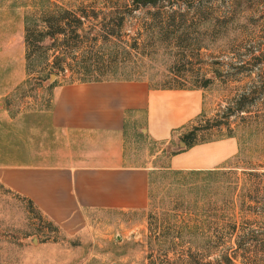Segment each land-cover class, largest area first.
I'll return each mask as SVG.
<instances>
[{
  "label": "rangeland",
  "instance_id": "374dc122",
  "mask_svg": "<svg viewBox=\"0 0 264 264\" xmlns=\"http://www.w3.org/2000/svg\"><path fill=\"white\" fill-rule=\"evenodd\" d=\"M124 1L131 0H0L3 25L15 29L28 23L35 40L28 59L34 72L7 100L13 121L12 142L26 147L32 161L54 164L76 165L113 148L115 141L108 138L78 136L66 141L48 123L55 88L49 84L67 82L70 76L69 69L58 75L51 71L55 56H63L65 63L72 64L94 42L92 51L96 50L99 42L93 36L104 19H111L109 28L114 34L108 38L109 49L130 45L133 38L138 49L132 50L127 65L112 68L108 77L142 79L157 88H190L210 79L201 88L202 113L185 125L177 138L195 126L201 128L197 137L209 141L231 133L239 150L226 169L236 174L173 169L169 159L176 140L155 143L134 128L123 135L122 147L133 164L150 167L147 205L129 211L92 210L77 229L68 231L45 219L17 194L0 187V264H147L149 248L157 242L155 235L162 239L167 228L181 223L185 209L200 213L203 205L209 208L207 219L197 212L190 223L202 226L208 221L213 231L197 234L195 239L210 238L220 245L200 264H227L224 254L232 256L233 264H244L234 255L237 242L251 239L263 247L256 261L264 264V175L254 179L255 188L245 192L241 188L247 181L243 171L256 169L264 174V0H167L166 4H174L172 9L184 13L185 22L175 14L160 42L158 30L166 25L171 8L166 6L160 15L152 7L124 14L114 10ZM54 4L72 9L59 23H65L66 29L77 27L81 34L78 39L68 34L63 42V36L57 35L53 44L42 36L46 24L40 20L45 16L41 11ZM121 16L122 23L116 24L114 19ZM145 27L155 42L143 48L140 34ZM178 35L180 42L175 40ZM243 101L249 112L238 110ZM233 224L237 229L231 232L228 226ZM32 237L37 241L32 242ZM156 254L153 250L152 256ZM180 254L170 251L167 259L180 264Z\"/></svg>",
  "mask_w": 264,
  "mask_h": 264
},
{
  "label": "crops",
  "instance_id": "0c3cea01",
  "mask_svg": "<svg viewBox=\"0 0 264 264\" xmlns=\"http://www.w3.org/2000/svg\"><path fill=\"white\" fill-rule=\"evenodd\" d=\"M24 33V23L14 29L0 20V187L68 231L77 229L92 210L144 208L150 167L128 159L123 135L137 128L153 142L168 144L202 113V89L157 88L142 79L60 83L54 88L49 125L66 141L108 138L115 145L76 165L34 162L26 147L10 138L7 101L31 76ZM238 150L237 139L228 136L185 147L171 155L169 164L185 170L223 168Z\"/></svg>",
  "mask_w": 264,
  "mask_h": 264
},
{
  "label": "trees",
  "instance_id": "16d2710c",
  "mask_svg": "<svg viewBox=\"0 0 264 264\" xmlns=\"http://www.w3.org/2000/svg\"><path fill=\"white\" fill-rule=\"evenodd\" d=\"M167 0H131V1H124L121 4L115 5L114 10H122V14H124V11L131 12L136 9L143 8H154L156 9V13L160 15L162 12H164L165 7L169 6L170 9V18H168V21L166 22L165 26L160 27V30H158V40L159 42L162 41V39H165V34H167V31L164 29H168L169 26H172V21L174 20V15L178 14L179 17H181V23L185 22L184 20V13L180 12L179 10L172 9L174 4L168 3L166 4ZM52 5V4H51ZM188 7V6H187ZM82 8V7H79ZM78 8V9H79ZM93 8V7H92ZM84 10V8H82ZM42 14L45 16H41V19L45 24V30L42 33V36L44 38H48L52 40L54 44V40L56 39L57 35L63 36V42L66 40V36L68 34H71L72 39H78V37L81 36V34L78 31L77 27H71L69 29H66L63 24L65 23H59L62 22L63 19H67L66 14H69L72 11V9L67 8H60L58 5L54 4L52 8L50 9H44L41 11ZM82 12V11H81ZM168 12V11H165ZM85 15L83 14V17ZM81 17L77 18L78 23H81ZM109 19L107 22L104 19L100 25L99 31L93 36L94 41L99 42V45H97V49L92 51L93 46H96V43L94 42L90 46V50L83 53L82 58L80 60L75 61L74 63H65V59L63 56L57 55L54 58V61L51 64V71L58 75L60 72H64L67 69L70 70V76L69 80L67 82H88V81H102V80H135L137 78H120V77H108L107 74H109L112 70L120 68L121 66L127 65L126 63L130 61L132 50L135 48L138 49V44L136 43V39L133 38V42L130 45L127 46H121L118 50L113 51L109 49L108 45L110 39L114 32L110 30L109 25L110 21ZM116 24H120L123 21V17H119L114 19ZM67 25V24H66ZM68 26V25H67ZM179 27V25H177ZM175 30H178V28H175ZM24 40H25V46H26V53H25V60H26V69L27 74L32 75L34 72V69L31 67L30 63L28 62L29 59V50L32 49V45H34L35 40L32 38V29L30 28L28 23H25L24 26ZM175 32V31H174ZM141 37H143V48H145L147 45H151V43H154L155 40H152L150 35H148L147 27H145L143 33L140 34ZM179 39V40H178ZM61 40V41H62ZM175 40H178L180 42V35H178ZM62 43V42H61ZM107 57V58H106ZM120 57V58H119ZM210 82V79H204L203 83L197 84L193 83L192 87L190 88H204L208 85ZM57 81H53L49 84V87L56 86ZM163 88H172V87H163ZM175 88H183L182 86H176ZM245 101V100H244ZM241 102L240 106L238 107V110L240 112H249V108L247 107L245 102ZM253 102V101H251ZM255 102V101H254ZM196 119V118H195ZM195 119L193 121H195ZM193 121L189 122L188 124H191ZM200 127H193L192 129L186 131L181 137V139L185 142L186 147H191L198 143L207 142L209 140L205 138H198L197 133L200 131ZM229 136H233L231 133ZM178 151H171V154H175ZM228 167V166H226ZM226 167L218 168V169H206V170H191V171H201L206 172L209 175L213 174H236V172H231L232 169H229ZM234 171V170H233ZM244 179L247 180L246 183L242 185V190L245 192L246 189H253L255 188V180L254 179H260V176L264 175L263 173H260L256 169H251L248 171H243ZM248 184V188H247ZM251 192V191H250ZM209 208L208 206H202L199 211L196 209H185L183 211V217L181 220V223L178 225H174V227L167 228L163 232V238L160 239L155 235V239H157V242L155 244H152L149 248L150 251L147 254L148 262L147 264H172L167 259V254L170 251H173L175 253H181L180 264H200L203 259L208 258L210 256H213L215 253V249L220 245L218 241H214L213 239H206L203 240H196L195 236L197 234L202 235H208L211 234V231H213V227L209 225L208 221H205L204 225L197 226L192 225L190 223L191 216H196L197 212L199 214H203L205 219H207ZM231 229L235 230L237 229L236 224H233L231 227L228 226V230ZM229 232V231H227ZM254 235V234H253ZM160 236V237H161ZM207 238V237H206ZM259 241H255L251 239L250 242H237V251L234 253V255L242 260L244 264H258L256 261V257L260 250H262V246L258 244ZM222 246V243H221ZM153 250L157 251V254L155 256H152ZM224 260L227 262V264H233V258L229 254L223 255Z\"/></svg>",
  "mask_w": 264,
  "mask_h": 264
},
{
  "label": "water",
  "instance_id": "95a60500",
  "mask_svg": "<svg viewBox=\"0 0 264 264\" xmlns=\"http://www.w3.org/2000/svg\"><path fill=\"white\" fill-rule=\"evenodd\" d=\"M50 77L53 78V77H55V75L51 74ZM175 140H176L177 146H176L174 151H179V150H181V149L186 147V144H185V142L182 139L176 138ZM31 241L32 242H36L37 238L36 237H32ZM111 264H115V263H111Z\"/></svg>",
  "mask_w": 264,
  "mask_h": 264
}]
</instances>
